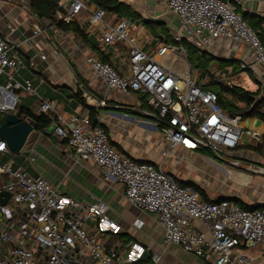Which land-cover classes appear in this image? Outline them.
<instances>
[{"label": "built area", "instance_id": "built-area-1", "mask_svg": "<svg viewBox=\"0 0 264 264\" xmlns=\"http://www.w3.org/2000/svg\"><path fill=\"white\" fill-rule=\"evenodd\" d=\"M161 1L179 18L177 44L189 40L203 49L211 39L245 41L253 49V63L264 64V44L238 9L250 0ZM66 2L58 18L70 22L88 15L92 28L100 30L103 47L116 42L128 47L131 65L126 75L98 57L91 56L88 62L109 90L148 96L168 148L162 149L158 165L136 161L112 145L102 126L91 129L88 108L65 118L54 101L40 96L39 111L52 118L53 133L78 159L124 183L126 199L156 217L167 243L208 264H264V207L249 210L228 198L204 199L163 168L178 148L201 157L205 150L219 155L237 149L244 135L260 141L259 133L242 127V111L226 108L213 86L205 88L189 71H175L148 54L129 18H110L88 0ZM36 29L40 30L37 25ZM171 51L186 54L182 45L166 44L156 53L164 56ZM23 67L16 44L0 34V113L20 111L17 90L33 92L31 80H17ZM251 67L240 64L242 70ZM229 81V75L222 74L220 82ZM79 88L86 101L105 106L106 101L93 97L83 84ZM10 154L0 139V178L8 180L0 184V192L11 194L7 204H0V264H161L162 253L150 252L138 240H121L124 229L108 215L107 202L87 204L61 193L45 177L15 168L12 158H4ZM231 163L239 165L235 159ZM133 224L140 229L145 222L137 218Z\"/></svg>", "mask_w": 264, "mask_h": 264}, {"label": "crops", "instance_id": "crops-1", "mask_svg": "<svg viewBox=\"0 0 264 264\" xmlns=\"http://www.w3.org/2000/svg\"><path fill=\"white\" fill-rule=\"evenodd\" d=\"M58 1L59 5L67 4L66 0ZM121 1L134 12L129 19L134 23L143 49L180 73L185 72L182 67L168 64L164 59L172 56L174 61L185 60L191 76L192 69H195L196 73L192 77L206 88L224 85V94L220 96L226 108L243 112L253 103L264 99V64L253 63V49L247 42L230 38L211 39L202 50L223 60L235 61V64L220 68L214 65L210 67V72L206 73L202 68H191L187 54L171 51L159 56L154 50L147 51L149 46H156L158 49L162 44L180 45L174 42L179 29V18L169 10L166 3L161 0ZM88 2L92 7L98 6ZM30 6V0H0V34L16 44L25 65L17 80L21 83H25V80L32 81L31 94L17 90L18 109L25 108L35 114H41L39 111L41 96L54 101L58 111L65 118H70L86 108L83 103L85 101L99 108L100 122L103 128H106L112 145L122 154L136 161L158 165L162 161L161 151L168 148V144L159 129V120L148 116L150 110L143 106L140 98L142 94L134 92L128 95L117 90H109L88 62L89 57H98L110 63L121 75H126L131 65L128 47L123 42L103 47L99 39L100 30L92 28L88 15L77 18L87 34L84 38L74 32L61 30L46 17H37ZM62 9L65 10L63 7ZM238 9L248 24L260 20L257 26L260 30L264 29V0H250ZM107 13L110 18L118 17L115 13ZM36 25L40 30L37 31ZM187 42L191 43L189 40ZM43 55H46V58H43ZM241 63H251L252 67L242 70L239 68ZM234 69L240 71L232 74ZM77 73L83 81H79ZM214 74L220 75V78L211 83ZM222 74H228L230 81L239 78L241 84L246 87L242 90L243 95L228 87L230 83H221ZM79 84H83L86 91L96 99L105 100V106L86 101ZM146 97L149 100L148 96ZM5 113L0 114V121H3L2 118L5 119ZM50 119L52 120L51 117ZM242 127L258 132L264 140V120L256 115L243 116ZM258 143L259 141L244 135L243 143L229 152H233L235 159L256 162L260 165L258 168L263 169L264 155L251 146ZM19 154L17 157L11 153L4 158L5 160L12 158L15 168L22 166L32 175L45 177L57 186L61 193L84 203H94L99 199L107 202L110 210L108 215L124 229L121 237L128 236L126 240L128 242L141 241L150 252L162 253L161 264H208L205 259L194 257L180 246L167 243L156 217L139 210L126 199L125 184L106 176L98 165L78 159L75 152L53 133L51 125L42 130L37 125L32 141ZM190 154L192 153L183 148L176 149L174 156L163 162V168L175 177V168L180 167ZM250 166L254 168V165ZM7 181L0 178V184ZM256 185L259 193L255 190L248 200L244 198L243 200L254 205L264 204V175H261V180L256 181ZM112 208L119 212H111ZM137 218L145 222L140 229L133 224Z\"/></svg>", "mask_w": 264, "mask_h": 264}, {"label": "trees", "instance_id": "trees-1", "mask_svg": "<svg viewBox=\"0 0 264 264\" xmlns=\"http://www.w3.org/2000/svg\"><path fill=\"white\" fill-rule=\"evenodd\" d=\"M88 1L93 2L96 5L102 7L106 12L117 14L118 17L129 18L134 14V12L130 9V7L128 5H126L124 2H122L121 0H88ZM30 3H31V6H30L31 11L37 17H39V18L46 17V18L50 19L58 28H60L63 31H71V32H74V33L80 35L81 37H84V38L87 37L85 30L81 27L80 23L77 21V18H74L70 22H66V21L58 18L57 14L59 11H61L63 13L65 12L62 9L61 5H59L58 0H30ZM244 19H245V16H244ZM258 21L260 22V20H258ZM258 21L256 23H251L248 25L257 32L262 43L264 44V29H261V30L259 29V27L257 26ZM174 42H175V44H177L176 41H174ZM180 45H182L184 47V49L186 50L187 60H188L191 68H202L206 73H208V72H210V67H212L214 65H217L219 67H223L225 65H234L235 64V61L223 60L221 58H218L215 55L210 54L207 51H204L202 49L197 48L192 43H188L187 40H183L180 43ZM215 62H217L219 64H217ZM239 68H240V66H239ZM240 69L237 71L234 69V73H232V74L239 72ZM76 75L78 76L80 82L83 81V80H81L79 73H77ZM215 81H216V76H212L211 83H214ZM238 81L240 83H238ZM229 83L230 84H228V87L237 91L239 94L243 95L242 90H245L246 87L241 84V80L239 78L232 80ZM225 86H227V85H225ZM224 88H225L224 85H222V86L218 85L215 89L217 91H219L220 94H224L223 93L225 91ZM240 88H242V89H240ZM140 98L142 100L143 106L149 108V110H150V111H148L150 114L148 116L156 117V115H155L156 112L150 106V104L147 100V97L145 95H141ZM83 103H84V106L86 108H88L90 111V127H91V129H93L97 126L103 127L102 123L100 122V110H99V108L96 107L95 105L88 104L85 101H83ZM20 111H21L22 115H28L35 122H37L38 128L40 130L49 127L52 123V120L46 114H43V113L35 114L32 111H30L29 109H25V108L23 110H20ZM242 115L244 117L247 115H256L257 117L264 120V99L253 103L248 110H245L242 112ZM2 120L4 121V118H2ZM3 121H0V125L3 123ZM158 126L161 127V124H159ZM251 146L253 149H255L256 151H258L259 153L264 155V140H263V138H261V140L259 141L258 144H256L255 146H253V145H251ZM177 181L181 186H184L187 188H193L194 190L198 191V193L202 196V198L207 199V200H213L208 196V194L201 187H199L193 181H191V180H187V181L183 180L182 181L179 179H177ZM223 198H228V199L236 202L237 204H239L244 209L251 210V209H255V208L264 207V204L253 206V205L245 202L244 200H242L240 198H234V197H221V198H217L214 200L218 201V200H221Z\"/></svg>", "mask_w": 264, "mask_h": 264}, {"label": "rangeland", "instance_id": "rangeland-1", "mask_svg": "<svg viewBox=\"0 0 264 264\" xmlns=\"http://www.w3.org/2000/svg\"><path fill=\"white\" fill-rule=\"evenodd\" d=\"M152 50H154L155 53L157 51L156 46H149L147 49L149 52ZM164 61L168 64L182 67L185 72L188 71V66L183 59L174 61L172 60V56H167ZM217 68L220 67L217 66ZM191 72L192 76H194L196 70L192 69ZM214 76H216V79L220 78V75L214 74ZM1 82H3V80H1ZM204 153L206 158L197 154H190L180 167L175 168V177L179 180L187 179L193 181L201 187L211 199L234 197L248 200L255 190L259 193L256 181L261 180V175H264V168L260 170L258 168L260 165L256 162H243L242 160H237L233 152L217 155L211 151L205 150ZM19 155L14 156L18 157ZM234 159L239 162L238 166L231 163ZM251 164L254 165V168L250 166ZM247 200L244 201L254 205ZM112 211L119 212L114 208H112L111 212ZM127 239L128 236L121 237L123 242H128L126 241Z\"/></svg>", "mask_w": 264, "mask_h": 264}, {"label": "water", "instance_id": "water-1", "mask_svg": "<svg viewBox=\"0 0 264 264\" xmlns=\"http://www.w3.org/2000/svg\"><path fill=\"white\" fill-rule=\"evenodd\" d=\"M36 127L37 123L27 115H22L21 111H8L5 113L4 122L0 126V139L6 141L12 154L17 155L30 144ZM10 197L9 192H0V204H7Z\"/></svg>", "mask_w": 264, "mask_h": 264}]
</instances>
